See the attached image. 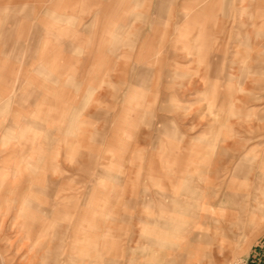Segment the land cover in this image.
Segmentation results:
<instances>
[{
  "label": "rangeland",
  "instance_id": "rangeland-1",
  "mask_svg": "<svg viewBox=\"0 0 264 264\" xmlns=\"http://www.w3.org/2000/svg\"><path fill=\"white\" fill-rule=\"evenodd\" d=\"M0 9V264H264V0Z\"/></svg>",
  "mask_w": 264,
  "mask_h": 264
},
{
  "label": "crops",
  "instance_id": "crops-1",
  "mask_svg": "<svg viewBox=\"0 0 264 264\" xmlns=\"http://www.w3.org/2000/svg\"><path fill=\"white\" fill-rule=\"evenodd\" d=\"M0 16H1V25H0V41L3 43L5 46L11 45L15 46L16 42L11 40V36L13 33L18 34L19 33V28L17 25V18L14 13H8L6 9H0ZM10 22L13 27H7L5 23ZM15 26V27H14ZM39 31L38 30H33V39L37 42H40V38L38 40V35ZM10 45V46H11ZM37 71V70H36ZM38 72V71H37ZM37 100L33 102V106L31 108H34V105H36ZM5 108V107H4ZM3 107L0 108V111L4 109Z\"/></svg>",
  "mask_w": 264,
  "mask_h": 264
}]
</instances>
